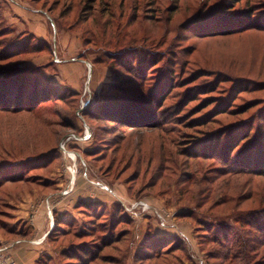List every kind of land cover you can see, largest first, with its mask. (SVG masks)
<instances>
[{
    "label": "rangeland",
    "instance_id": "374dc122",
    "mask_svg": "<svg viewBox=\"0 0 264 264\" xmlns=\"http://www.w3.org/2000/svg\"><path fill=\"white\" fill-rule=\"evenodd\" d=\"M263 7L264 0H0V82L11 80L14 63L37 67V74L58 87L56 95L64 96L31 113L11 112V102L0 109V176L43 174L37 166L50 158L40 160L41 155L58 146L62 159L56 168L70 176L66 197L75 177L87 179L92 191L112 193L111 204L102 203L96 212L77 207V219L54 231L58 241L42 264H134L140 223L161 227L156 212L168 216L165 228L178 223L173 214L192 212L202 225L185 221L196 235L209 239L218 231L230 244L242 231L256 236L257 225L264 229ZM29 15L42 18L48 38L24 28L34 25ZM246 23L253 26L227 34ZM14 49L21 51L16 57ZM77 61L85 69L76 99L73 88L61 84L59 69ZM100 94L120 99L129 107L120 110L159 127L134 130L119 116L117 123L85 118ZM192 177L204 180L202 186ZM205 179L218 180L233 201L212 212L218 217L203 215L223 201L209 197L217 187ZM139 201L152 210L136 216L125 209ZM122 211L138 227L123 225ZM130 228L133 244L124 256L125 243L115 240ZM208 245L206 250L215 249Z\"/></svg>",
    "mask_w": 264,
    "mask_h": 264
},
{
    "label": "trees",
    "instance_id": "16d2710c",
    "mask_svg": "<svg viewBox=\"0 0 264 264\" xmlns=\"http://www.w3.org/2000/svg\"><path fill=\"white\" fill-rule=\"evenodd\" d=\"M240 1L241 0H237V3ZM238 15L234 14L233 17L238 16ZM250 24L251 23H246L243 27H239L232 31H229V33L227 34L245 32L249 30L251 26H253ZM20 52L21 51H17V50L12 51V56L14 55L13 57H16L17 54H19ZM19 63H23V61ZM99 63L101 64L105 62L98 61L96 64L100 65ZM17 64L18 63H14L13 64L14 67L13 68L11 67V80L0 82V109H2V111L5 110L6 105H8L10 102H11V112L22 110V111L31 113V112H34L38 108L39 105L45 102H51L53 99L63 100L64 96L56 95L57 92L59 91L58 87H55V88L52 87L51 85L48 84L49 80L46 77L44 76L41 77L42 75L37 74L36 72L37 67H25V66L21 67ZM23 64H25V61ZM7 68L8 67L6 66L2 67L1 70H6ZM119 89L120 91L122 90L121 88ZM71 93L74 96L73 98H76V99L79 98L78 93L75 92L74 90H72ZM119 100H116V99L111 100V98H109L107 95L104 96L103 94L102 95L100 94L97 96V99L95 100V102L89 105V107L84 111V116L85 118L92 120V121H107L109 119H112L111 120L112 123H115V122L117 123L118 119L117 120L116 119L113 120V119L119 116L122 119L123 125L129 126L131 129H134V130H140L143 128L144 129H155L159 127V125L157 124L156 125L148 124V119L143 116L131 113L129 111L125 113L122 110H120L119 108L122 105L126 107L128 105L119 103L118 102ZM1 101H4L5 105L4 103L2 104ZM109 105H112V106H109ZM55 116H57L60 119L62 118L65 121H68L63 116V113H59ZM70 125L73 131L75 132L78 131V124L77 126L74 123ZM55 126H58V125H55ZM247 138H248V135L244 136L239 142H236V145L234 146V150H237L238 148L242 147L243 146L242 144L246 142ZM226 150H228V147ZM88 153H90V154H87L88 157H90L91 152H88ZM232 155L233 153L230 154V156ZM41 156L42 157L40 160L50 158L47 162H44L41 165L37 166V168L39 167V170L47 174L43 173V174H38V175H27L26 176V175H22L21 173H17V174L13 173L5 177L0 176V207L5 209V211L0 210V231L7 238L9 237L13 239L21 238L24 232V229H22V231L19 233L18 229L15 226L13 228L8 226V224L12 220V213L14 209V206L9 201L14 196V194H18L22 190H28V189H33V188H37L42 191L51 190L55 186L54 185L55 180L53 177H50V175L53 172L54 168L58 166V164L60 163L62 159V155L60 153L59 147L55 146L52 149L48 150L47 153H45L44 155L42 154ZM222 161L225 162L224 164H226L227 162L226 159H222ZM175 165L177 167H181L179 166V163H176ZM222 175L224 174L222 173ZM191 180L196 182L195 178ZM205 180L207 184H211L212 186L216 184L215 186L217 187V189L214 188V192L210 191V193L212 194L209 195V197L213 196L214 198L217 195H220L222 197L221 200L223 201L214 202V204L211 205V207L208 208V211L206 213H203V215L217 216L216 213H212L214 212L215 209L221 207L222 205H230L228 203H231L233 201L230 200L231 199L230 195L223 192L224 191L223 185L217 184L218 180H213L211 183H210V180H207V179ZM203 182L204 180L202 182L197 181L195 185L202 186L200 184H202ZM224 198L227 201H225ZM79 205L85 206L89 208V210H92L94 212H96L97 209L102 207L101 202H83L82 201L79 203ZM259 211L260 209L256 211H247V212L257 213ZM121 214H122L121 217L123 216V220L121 222L123 225L129 226V227L131 225H134L133 224L134 219H132L131 217L129 218L126 215H124L125 214L124 211H122ZM125 216L127 218H125ZM180 217L184 220L190 219L193 224H198L196 225L198 226L197 228H199L202 225L201 223L202 221L194 222L192 220L193 219L192 212H190L189 214L181 213ZM64 224L65 223L57 222L48 237V242L53 249H54L56 242L58 241V238H53V233L55 235L54 231L61 228V226H63ZM259 226L260 227H258L257 225V228H256L257 229L256 236L248 235L246 231H242L240 234L241 238L235 241L233 244H230L228 239L225 237V235H223L222 233L218 231L210 235L211 238L209 239L201 237V235H199L198 233L197 240H198L199 249L204 256L206 263L215 264V262L217 263L218 261H222V264H262V263L264 264V229L263 227H261V225ZM131 232H132L131 228L127 229V231L125 232L120 231V233H118L117 239L115 240V242L117 243H122V242L125 243V247L123 248V251H122L123 253L121 252L122 254H124V256L127 255L128 251L131 249V245H132ZM261 233L263 235H261ZM259 235H261L260 238L258 237ZM221 236L227 241V243L226 241H223L221 239ZM111 242L112 241L109 242V245L112 244ZM208 244L213 245L215 249L206 250V247H207L206 245ZM190 255H191L190 251L187 248L183 240L178 239V238L157 237L152 232H149V234L144 236V239L138 251L134 255V262H135L134 264H181L182 260L190 258ZM122 257L123 256H121V258ZM47 258L48 256H44L37 262V264L45 263V260H47ZM94 258H95V254L93 255L92 259ZM113 258H116V257H113ZM258 258L260 259L259 261H258ZM104 259L106 260V256H104ZM110 261H112L111 258H110ZM113 262L114 264H123L122 260L120 261L114 260Z\"/></svg>",
    "mask_w": 264,
    "mask_h": 264
},
{
    "label": "crops",
    "instance_id": "0c3cea01",
    "mask_svg": "<svg viewBox=\"0 0 264 264\" xmlns=\"http://www.w3.org/2000/svg\"><path fill=\"white\" fill-rule=\"evenodd\" d=\"M29 17L34 25L29 22L24 25V28H28L30 32L41 38H48L46 25L41 23L42 18L33 15H29ZM70 54H72V49H70ZM48 60L49 56L41 58L35 62V65H40ZM83 62L66 63L59 69L61 84H68L73 90L80 93V78L85 69ZM52 177L55 180L53 189L45 191L37 188L22 190L10 199L9 202L14 206L10 227L15 226L19 233L24 229V232L21 238L13 239L5 237L0 231V250H2L0 264H37L41 258L51 255L53 251L48 237L56 223L66 224L70 219H77L76 209L80 202H101L104 204L112 202L111 192L108 190L92 191L87 179L82 177L73 179L71 183L73 193L66 197L67 195H62V191L66 190L69 185L70 176L63 169L56 168ZM49 212L53 214L51 217ZM173 215V220L177 217L178 223L168 228L159 227L150 221H141L140 245L144 236L149 232L157 237L178 238L185 242L191 254L190 258L183 259L181 264H200L201 261L203 264H207L199 249L195 227L182 219L180 215Z\"/></svg>",
    "mask_w": 264,
    "mask_h": 264
},
{
    "label": "built area",
    "instance_id": "2783aa9c",
    "mask_svg": "<svg viewBox=\"0 0 264 264\" xmlns=\"http://www.w3.org/2000/svg\"><path fill=\"white\" fill-rule=\"evenodd\" d=\"M90 67L91 66H89V69H90ZM61 149H62V151H66L64 145L61 146ZM67 192L64 191L62 193V195H66ZM125 209L128 212H132L136 216H139V215H142V214H147L148 211L152 210L151 206H149L148 204H146L145 202H142V201L135 202V203L129 205L128 207H125ZM156 218L159 219V224L163 228L167 227V225L169 224V221L167 220L168 216H162L161 214L156 212ZM52 228H53V226H52ZM1 251L2 250H0V252ZM200 264H203V261H201Z\"/></svg>",
    "mask_w": 264,
    "mask_h": 264
},
{
    "label": "bare ground",
    "instance_id": "6f19581e",
    "mask_svg": "<svg viewBox=\"0 0 264 264\" xmlns=\"http://www.w3.org/2000/svg\"><path fill=\"white\" fill-rule=\"evenodd\" d=\"M70 156H71V159H75V156L74 155L70 154Z\"/></svg>",
    "mask_w": 264,
    "mask_h": 264
}]
</instances>
